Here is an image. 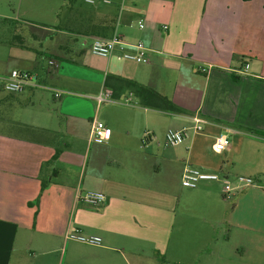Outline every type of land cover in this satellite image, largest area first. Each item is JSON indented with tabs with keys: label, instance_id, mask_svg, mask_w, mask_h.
Returning a JSON list of instances; mask_svg holds the SVG:
<instances>
[{
	"label": "crops",
	"instance_id": "crops-1",
	"mask_svg": "<svg viewBox=\"0 0 264 264\" xmlns=\"http://www.w3.org/2000/svg\"><path fill=\"white\" fill-rule=\"evenodd\" d=\"M22 1L0 0V78L27 71L46 88L9 94L0 79V264H264V0H26L27 19ZM114 35L147 61L91 53ZM116 78L186 113L146 108ZM104 90L114 100L98 103ZM168 130L184 141L168 146ZM185 166L256 184L229 205L221 181L182 186ZM87 191L105 202L79 200ZM74 229L101 245L66 240Z\"/></svg>",
	"mask_w": 264,
	"mask_h": 264
},
{
	"label": "built area",
	"instance_id": "built-area-1",
	"mask_svg": "<svg viewBox=\"0 0 264 264\" xmlns=\"http://www.w3.org/2000/svg\"><path fill=\"white\" fill-rule=\"evenodd\" d=\"M89 3H93V0H87ZM142 28L143 26L140 25ZM128 44L122 41L120 36L114 35L109 39H95L90 47V51L92 54L99 57H109L116 48L121 51V54L118 56L119 60H132L135 62H146L147 50L144 45L139 42L134 44V48L136 49L135 53H131L125 50V47ZM47 64L51 68L58 67V64L52 60L48 59ZM245 69L248 68V64H245ZM202 73H207L208 70L206 68L201 69ZM2 80V89L9 94L21 93L29 88L36 89H45L46 86L42 84L37 76L34 73L21 71V70H12L8 75L1 77ZM61 92H55L54 96L59 98ZM114 99L111 97V92L109 90L102 91L97 97V101H113ZM124 103L129 104V100L125 99ZM198 123L202 122L200 119L196 120ZM201 130V126L197 125L195 127V131L198 132ZM111 135V130L104 125L103 122L95 119L92 122L91 126V140L92 142L102 144L109 140ZM153 138L151 132L145 131L142 136V142L145 144ZM165 143L168 146H177L181 144L185 139L184 130H168L164 136ZM230 140L227 136H222L218 138L213 144V150L216 153H222L226 147L229 145ZM202 181H221L222 183V196L224 199H230L234 195V191L236 188H240L242 186H254L255 180L250 177L245 176H237L236 177V186H232L229 180L224 177H220L218 173H207L203 172L197 168H193L190 166H185L181 176V184L187 188H196L198 184ZM78 199L82 202L89 204L91 206H99L103 204L106 200V197L101 192H93L87 191L81 193L78 196ZM66 240H74L80 243L90 244L99 246L101 245V239L96 236H84L77 229L70 230L67 232L65 236Z\"/></svg>",
	"mask_w": 264,
	"mask_h": 264
},
{
	"label": "trees",
	"instance_id": "trees-1",
	"mask_svg": "<svg viewBox=\"0 0 264 264\" xmlns=\"http://www.w3.org/2000/svg\"><path fill=\"white\" fill-rule=\"evenodd\" d=\"M116 81L125 89L132 92L137 98H139L140 104L146 108L174 113V114L186 113L185 110L176 106L168 98L160 95L155 90L149 87H146L135 81L127 80L124 78H116ZM256 133L264 137V132H256ZM42 186H45V183H43Z\"/></svg>",
	"mask_w": 264,
	"mask_h": 264
},
{
	"label": "rangeland",
	"instance_id": "rangeland-1",
	"mask_svg": "<svg viewBox=\"0 0 264 264\" xmlns=\"http://www.w3.org/2000/svg\"><path fill=\"white\" fill-rule=\"evenodd\" d=\"M25 1L26 0L22 1L21 15H23V16H21V17L27 19L29 14H28V12H26L27 9L25 7ZM18 11H19V7L16 5L13 13H15V14L17 13V15H19ZM30 15L33 17H36V18H40V19H47V20L51 21V23H54V24L57 23V20H55V14L54 13L50 14V13H44V12H33V13H30ZM30 21H37V20H30ZM54 24H50V25H54ZM35 25H38V23L29 22L27 24V23L22 22V23H20L19 26L21 29H23V28L27 29L28 27L35 26ZM232 175H234V174H231V178H232ZM235 175L240 176L241 174H235ZM236 194H237V192H234V195L230 199H224V201L227 202L229 205H231V203L234 201Z\"/></svg>",
	"mask_w": 264,
	"mask_h": 264
}]
</instances>
